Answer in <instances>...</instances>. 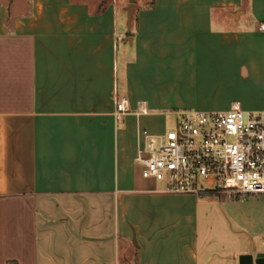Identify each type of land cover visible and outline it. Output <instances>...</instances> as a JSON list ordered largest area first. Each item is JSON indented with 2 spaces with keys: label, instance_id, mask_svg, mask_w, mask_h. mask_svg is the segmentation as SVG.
Returning a JSON list of instances; mask_svg holds the SVG:
<instances>
[{
  "label": "crops",
  "instance_id": "obj_1",
  "mask_svg": "<svg viewBox=\"0 0 264 264\" xmlns=\"http://www.w3.org/2000/svg\"><path fill=\"white\" fill-rule=\"evenodd\" d=\"M128 4L0 0V264L264 252V194L169 192L136 162L184 110L264 111V0Z\"/></svg>",
  "mask_w": 264,
  "mask_h": 264
},
{
  "label": "built area",
  "instance_id": "obj_2",
  "mask_svg": "<svg viewBox=\"0 0 264 264\" xmlns=\"http://www.w3.org/2000/svg\"><path fill=\"white\" fill-rule=\"evenodd\" d=\"M126 111L118 98L117 113ZM141 135L136 162L142 176L164 182L166 191L242 199L264 194L263 110H184L164 133L144 129Z\"/></svg>",
  "mask_w": 264,
  "mask_h": 264
},
{
  "label": "water",
  "instance_id": "obj_3",
  "mask_svg": "<svg viewBox=\"0 0 264 264\" xmlns=\"http://www.w3.org/2000/svg\"><path fill=\"white\" fill-rule=\"evenodd\" d=\"M136 0H129L127 6L128 18L131 20L134 14ZM240 264H264V252H259L254 258L252 254H243L240 257Z\"/></svg>",
  "mask_w": 264,
  "mask_h": 264
},
{
  "label": "rangeland",
  "instance_id": "obj_4",
  "mask_svg": "<svg viewBox=\"0 0 264 264\" xmlns=\"http://www.w3.org/2000/svg\"><path fill=\"white\" fill-rule=\"evenodd\" d=\"M128 6V5H127ZM263 246V245H262ZM264 247V246H263Z\"/></svg>",
  "mask_w": 264,
  "mask_h": 264
}]
</instances>
